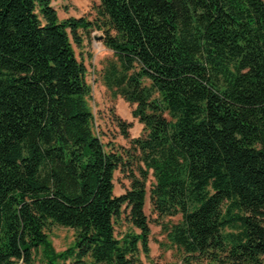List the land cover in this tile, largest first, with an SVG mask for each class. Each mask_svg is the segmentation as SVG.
I'll use <instances>...</instances> for the list:
<instances>
[{
  "label": "trees",
  "instance_id": "trees-1",
  "mask_svg": "<svg viewBox=\"0 0 264 264\" xmlns=\"http://www.w3.org/2000/svg\"><path fill=\"white\" fill-rule=\"evenodd\" d=\"M94 1L90 21L0 0V264H137L148 184L184 264H264V0ZM93 30L106 90L142 125L131 138L112 112L121 152L95 131L75 53ZM54 226L74 232L61 252Z\"/></svg>",
  "mask_w": 264,
  "mask_h": 264
},
{
  "label": "rangeland",
  "instance_id": "rangeland-1",
  "mask_svg": "<svg viewBox=\"0 0 264 264\" xmlns=\"http://www.w3.org/2000/svg\"><path fill=\"white\" fill-rule=\"evenodd\" d=\"M53 7L58 13L60 20L70 17H85L93 20L98 4L94 0H52ZM83 39L81 47L75 46L77 58L82 61L86 67V81L91 88L90 106L94 115L95 131L104 144H112L120 152L129 147L128 141L120 135L113 118L112 112L122 120L132 123L129 129L131 138H137L142 134V125L131 116V107L121 98H112L102 82V69L106 62L112 58V53L103 45V34L100 31L93 30L89 33L80 32ZM129 187V180L125 174L117 170L114 173V194L121 195ZM145 213L149 218L150 226V253L148 257L140 254L137 264H184V255L173 246H171L162 233L160 224L166 222H176L179 218L157 219V216L151 212L149 204V184L147 186V196L145 203ZM122 224L116 228L117 233L126 229ZM49 239L56 252H61L70 246L74 239V232L70 229L54 226L50 229ZM69 264V263H66ZM191 264H212L206 261Z\"/></svg>",
  "mask_w": 264,
  "mask_h": 264
},
{
  "label": "crops",
  "instance_id": "crops-1",
  "mask_svg": "<svg viewBox=\"0 0 264 264\" xmlns=\"http://www.w3.org/2000/svg\"><path fill=\"white\" fill-rule=\"evenodd\" d=\"M52 1V0H51ZM58 1V0H57ZM52 3H53V1H52ZM53 5V4H52ZM122 195V194H121ZM116 196H119V195H116Z\"/></svg>",
  "mask_w": 264,
  "mask_h": 264
}]
</instances>
